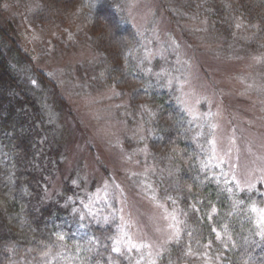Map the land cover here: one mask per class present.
Returning a JSON list of instances; mask_svg holds the SVG:
<instances>
[{
    "label": "rangeland",
    "instance_id": "374dc122",
    "mask_svg": "<svg viewBox=\"0 0 264 264\" xmlns=\"http://www.w3.org/2000/svg\"><path fill=\"white\" fill-rule=\"evenodd\" d=\"M243 2L120 4L137 38L139 49L129 53L135 66L179 100L188 116L187 137L204 169L225 179L234 193L254 192L251 206L259 210L264 209V49L249 45L253 30L239 16ZM212 3L224 7L230 34L217 28ZM43 4L0 0L2 15L19 29V45L33 57L30 67L42 70L54 86L44 91L42 101L50 108L47 121L58 129L59 139L48 136V142L60 150L63 163L47 195L62 191L70 179L75 191L68 198L84 217L74 235L91 256H107V262L90 264H170L169 247L184 245L187 236L182 207L168 201L159 186L163 173L177 169L159 166L154 157L162 147L153 145L146 121L153 108L136 109L102 77L104 52L87 1L70 0L59 17L46 13ZM57 99L64 102L62 112L52 106ZM259 227L264 231V224ZM117 247L120 252L114 251ZM77 253L60 246L44 253L12 246L8 264H89ZM193 258L189 264H220L216 258Z\"/></svg>",
    "mask_w": 264,
    "mask_h": 264
},
{
    "label": "trees",
    "instance_id": "16d2710c",
    "mask_svg": "<svg viewBox=\"0 0 264 264\" xmlns=\"http://www.w3.org/2000/svg\"><path fill=\"white\" fill-rule=\"evenodd\" d=\"M43 1L46 13L58 17L70 3ZM85 1L93 10L92 30L104 52L102 77L136 109L147 104L153 108L146 121L154 135L153 145L162 147L153 152L154 157L159 166L177 169L163 173L158 181L164 197L182 207L187 236L184 245L169 247L170 264H189L193 255L216 258L220 264H264V237L251 206L255 193H234L225 179L204 169L206 164H201L199 151L194 153L188 139V116L179 100L150 72L138 69L129 54L139 47L121 9L122 0ZM243 1L239 16L253 30L249 45L264 49V0ZM212 8L217 28L230 34L223 20L224 7L212 3ZM15 25L0 8V264H8L12 246L37 253L60 246L75 254L76 246L80 259L89 264L107 262L105 253L91 256L74 235L80 217L68 198L75 191L70 179L64 180L62 191L47 195L50 180L63 163L60 150L48 142V136L59 139L58 129L47 121L45 110L50 108L42 101L44 91L54 86L42 70L30 67L33 57L19 45ZM57 100L52 106L62 112L64 102Z\"/></svg>",
    "mask_w": 264,
    "mask_h": 264
},
{
    "label": "snow or ice",
    "instance_id": "6c2138e0",
    "mask_svg": "<svg viewBox=\"0 0 264 264\" xmlns=\"http://www.w3.org/2000/svg\"><path fill=\"white\" fill-rule=\"evenodd\" d=\"M225 161H223V160H221V163H224ZM87 207V206H86ZM254 212L255 211H259V220H258V223L259 224H264V209H256L255 207L252 209ZM89 215H92V213H91V211L89 210ZM81 218V220H83L84 219V217L83 216H81L80 217ZM260 235L261 236H264V231H262L261 233H260ZM61 239H63V236H61ZM217 239H220V233H217ZM90 243H91V241H90ZM148 247H151L150 245L148 246ZM114 251H116V252H120V248H115L114 249ZM160 253H157V255H159ZM149 255H151V253H149ZM152 264H155V261H153L152 262Z\"/></svg>",
    "mask_w": 264,
    "mask_h": 264
}]
</instances>
